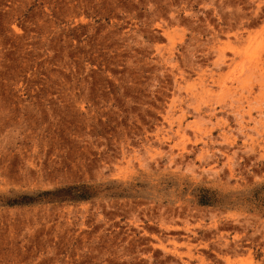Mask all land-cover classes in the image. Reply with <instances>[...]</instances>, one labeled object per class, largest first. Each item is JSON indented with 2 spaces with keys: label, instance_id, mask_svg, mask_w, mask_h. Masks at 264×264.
I'll use <instances>...</instances> for the list:
<instances>
[{
  "label": "rangeland",
  "instance_id": "374dc122",
  "mask_svg": "<svg viewBox=\"0 0 264 264\" xmlns=\"http://www.w3.org/2000/svg\"><path fill=\"white\" fill-rule=\"evenodd\" d=\"M0 264H264V0H0Z\"/></svg>",
  "mask_w": 264,
  "mask_h": 264
},
{
  "label": "trees",
  "instance_id": "16d2710c",
  "mask_svg": "<svg viewBox=\"0 0 264 264\" xmlns=\"http://www.w3.org/2000/svg\"><path fill=\"white\" fill-rule=\"evenodd\" d=\"M200 202H201L202 204H207V201H206V199H205L204 197H201Z\"/></svg>",
  "mask_w": 264,
  "mask_h": 264
}]
</instances>
